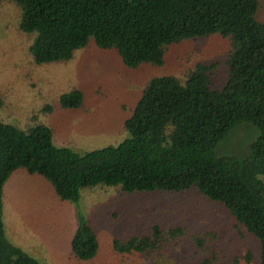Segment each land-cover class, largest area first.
I'll return each instance as SVG.
<instances>
[{
  "label": "trees",
  "instance_id": "1",
  "mask_svg": "<svg viewBox=\"0 0 264 264\" xmlns=\"http://www.w3.org/2000/svg\"><path fill=\"white\" fill-rule=\"evenodd\" d=\"M1 1L15 6L17 27L30 38L28 54L35 66L97 48L114 50L127 68L160 69L138 88L124 122L128 136L116 145L78 154L56 147L45 125L20 129L0 120V264H46L6 236L4 188L18 170L41 176L70 203L79 202L83 189L98 185L131 193L200 192L259 239L258 264H264V21L257 16L259 0ZM216 35L227 42L222 61L197 60L180 74L164 73L166 65L189 55L187 43ZM85 93L71 89L58 104L80 107ZM242 122L258 130L249 155L218 156L217 144ZM78 218L68 264H97L103 248L86 218ZM216 239L213 231L194 234L181 225L154 223L146 234L113 238L107 253L134 257V264L155 262L163 250L170 254L188 240L192 256L175 264H222L225 252L213 245ZM238 257L233 264L241 262ZM243 257L244 264L251 262L249 252Z\"/></svg>",
  "mask_w": 264,
  "mask_h": 264
},
{
  "label": "rangeland",
  "instance_id": "2",
  "mask_svg": "<svg viewBox=\"0 0 264 264\" xmlns=\"http://www.w3.org/2000/svg\"><path fill=\"white\" fill-rule=\"evenodd\" d=\"M257 16L264 21V0H259ZM17 17L15 6L0 0V120L20 129L45 125L51 129L56 147L78 154L116 145L126 138L124 122L135 106L138 88L160 68H127L114 50L97 48L77 50L68 61L35 66L28 54L30 38L18 29ZM212 37L187 43L189 55L166 65L164 73L180 74L197 60H220L227 42L217 35ZM219 66L224 67V63ZM71 89L85 90L82 105L62 109L59 97ZM257 135L253 124L239 123L217 144L215 152L245 158ZM3 197L6 236L46 264H68L69 241L79 214L94 229L103 248L97 264H134V257L107 253L108 245L116 237L146 234L154 223L181 225L194 234L213 231L217 235L213 245L225 252L222 264H233L236 256L241 261L238 264H244L246 252L251 256L249 264L259 261V239L221 204L193 190L131 193L119 186L98 185L83 189L79 202L70 203L59 199L41 176L18 170L6 182ZM165 251L157 255L156 263L151 259L139 262L180 263L192 256L194 249L185 240L170 254Z\"/></svg>",
  "mask_w": 264,
  "mask_h": 264
}]
</instances>
